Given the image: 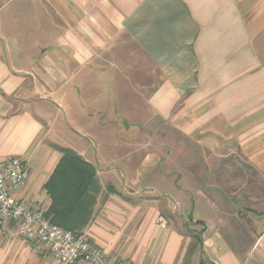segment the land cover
I'll return each instance as SVG.
<instances>
[{
    "label": "crops",
    "instance_id": "crops-1",
    "mask_svg": "<svg viewBox=\"0 0 264 264\" xmlns=\"http://www.w3.org/2000/svg\"><path fill=\"white\" fill-rule=\"evenodd\" d=\"M58 147L97 169L85 234L111 259L264 264V0H0L14 197L50 206ZM0 264L59 263L6 221Z\"/></svg>",
    "mask_w": 264,
    "mask_h": 264
},
{
    "label": "built area",
    "instance_id": "built-area-1",
    "mask_svg": "<svg viewBox=\"0 0 264 264\" xmlns=\"http://www.w3.org/2000/svg\"><path fill=\"white\" fill-rule=\"evenodd\" d=\"M28 177V164L23 158L13 157L0 163V223L15 222L19 235L48 246L59 264H128L108 257L86 234L77 235L52 223L43 208L14 197L12 190L23 186ZM158 223L167 226L163 217Z\"/></svg>",
    "mask_w": 264,
    "mask_h": 264
},
{
    "label": "trees",
    "instance_id": "trees-1",
    "mask_svg": "<svg viewBox=\"0 0 264 264\" xmlns=\"http://www.w3.org/2000/svg\"><path fill=\"white\" fill-rule=\"evenodd\" d=\"M58 149L62 156L46 183L51 204L44 215L52 223L83 235L94 219L95 206L104 188L93 163L70 147ZM106 189L114 191L111 185Z\"/></svg>",
    "mask_w": 264,
    "mask_h": 264
},
{
    "label": "rangeland",
    "instance_id": "rangeland-1",
    "mask_svg": "<svg viewBox=\"0 0 264 264\" xmlns=\"http://www.w3.org/2000/svg\"><path fill=\"white\" fill-rule=\"evenodd\" d=\"M97 175H98V174H97ZM161 217H163V218L166 220V222H167L168 220H167L166 218H167V217H171V216H163V215H162ZM167 225H168V223H167Z\"/></svg>",
    "mask_w": 264,
    "mask_h": 264
}]
</instances>
